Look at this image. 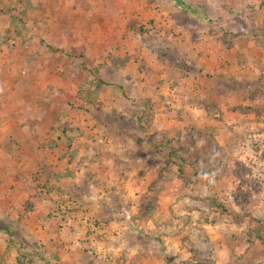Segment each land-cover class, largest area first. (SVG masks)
I'll return each instance as SVG.
<instances>
[{"label": "rangeland", "instance_id": "1", "mask_svg": "<svg viewBox=\"0 0 264 264\" xmlns=\"http://www.w3.org/2000/svg\"><path fill=\"white\" fill-rule=\"evenodd\" d=\"M0 2V152L8 108H73L76 116H49L72 131L68 142L86 137L93 147L64 143L56 155L82 156L79 167L102 162L94 173L77 170L79 195L48 202L45 225L19 227V237L0 226V264H264V0H239L229 30L220 11L205 18L200 48L143 16L122 36L146 42L140 54L113 47V32L82 0L77 35L57 40L56 51L44 47L61 19L53 2ZM89 34L109 45L104 54ZM74 121L90 122L93 136L72 129ZM178 157L207 160L191 168ZM210 197L250 217L223 214Z\"/></svg>", "mask_w": 264, "mask_h": 264}, {"label": "crops", "instance_id": "2", "mask_svg": "<svg viewBox=\"0 0 264 264\" xmlns=\"http://www.w3.org/2000/svg\"><path fill=\"white\" fill-rule=\"evenodd\" d=\"M43 1L53 2L54 9L52 15L53 17H55V19L59 17L61 18L57 22H55L54 26V32L57 35L55 36L54 34L52 38L56 39V41L46 40L44 42V47L56 51L62 49L60 48L62 47L60 46L61 42L62 44L69 43L71 39L78 33L77 24L75 23L74 25H72L74 17L78 18V0ZM82 1L84 2L85 6H89L88 10L93 9L94 14L100 15L102 17L104 21L102 22L103 24H105V26H100L103 28V30L106 32L108 30H110V32H113L114 37L112 41L115 40V43H113V47H125L129 44V47L137 49L140 54L143 52L142 49L144 47L145 50H148L149 45L146 42H142L141 40L138 41L139 39H135V37L131 36V38L130 36H128L129 38H122V36L127 32H135L134 27H136V23L138 21H144L143 16L153 19V24L157 29L158 27H161L162 31L160 32L165 33L164 36H167L169 30L172 33L182 32L183 34H185V38L188 40L192 48H200V46L206 44L205 36L200 35L204 32V27L206 24L205 18H211L212 14L215 11H220V17L222 16L224 20L228 21L227 23L229 25L227 28L228 30L231 29V27H233L232 23H234L230 20L232 18L231 15L233 14L231 13V10L236 6V3L239 0ZM226 2L229 3L228 6L226 5ZM4 4L6 5L5 1ZM222 9H224L225 11H223ZM175 16L184 17L186 22L183 20L179 21L178 18H175ZM161 17H165V25L158 24L159 22L157 21H160L159 19ZM111 18L113 19L111 20ZM116 19L120 21L119 27H117V21H115ZM200 19H203V22L199 21ZM105 21H110V25ZM42 29H44L43 26L41 28H38L39 31H41ZM97 30V26H91L88 31L95 32ZM97 32H99V30ZM93 35L94 34H89V36L87 37L88 41L86 42L95 45V48L93 49H100L104 54V50L107 49L109 45H105L104 42H100L101 38L96 39ZM57 40H60L61 42ZM234 43L235 47L233 48H236L237 42L235 41ZM177 47H179L178 43ZM231 50H233L232 47ZM143 55L146 56V54ZM150 55L153 60L157 57L156 53L154 52L150 53ZM205 55L206 54H203V57ZM141 78L142 77H140L138 81H141ZM7 112L11 114V118L8 125L9 127L7 126L5 130V133H7V138L5 137L6 140L5 143H3L4 150L0 152V170L6 173L3 176L0 175V226L5 227V229L9 227L10 231L14 235L19 237V227H41L42 225H45L44 222L45 216L47 215L46 212L50 209L48 202H51L52 200V202L57 201L58 203L57 195H79V178L75 176L78 174V169L82 174L87 170L91 173H94L95 171H100L102 169V166L100 165V163L102 162L94 163L91 160L88 161L87 159V162L83 164L82 167H79L78 160L82 159L80 158L82 156L77 155L73 159V156L71 157L68 154L67 157H64L62 153L56 155L57 152L55 148L62 149V147H64L65 145L64 143H72V147L74 148H76L79 144L80 146L87 145L93 147L92 145L94 144V141L91 139H87L86 137L82 140L74 141V143L73 141L68 142L66 139H64L65 133H72V131L63 129L61 121L60 124L59 122L54 123V118L51 119L49 116H60L63 114L69 115L70 117L74 115L76 116L77 112H75V109L8 108ZM18 112H20L22 116L20 119L19 116H16ZM45 116H47V118ZM66 121H72V118H69ZM89 123L90 122L85 123L84 129L81 128L82 124L78 125L74 121L72 122V129L76 131H83V133L84 131L91 132L89 136H93L92 131H94V129H91ZM61 132L63 136L61 135ZM5 147H7V149ZM88 156H90V154ZM96 164H98V166ZM66 172H69L68 175L66 174ZM51 194L54 195L51 196ZM62 199L64 198L62 197ZM26 201L33 203L32 206H34L35 202H37L38 204L37 208L35 207L32 210L28 208L29 210H31L28 211V214H26V212L22 213V211L26 207ZM19 204L21 206H19ZM35 211H37L39 214L42 213L40 214V216L42 215L43 217L38 219L33 218L32 213H34ZM44 213L45 216L43 215ZM13 229H15L14 232ZM25 236L26 238L24 237V239H26L27 242L33 241V236L29 234H26ZM10 237H8L9 240L7 238L8 242H10L12 239V237ZM61 250V247H59V254L60 252H63ZM3 253L5 252L2 251L1 254ZM5 256H8L7 252ZM0 258L5 259L4 256Z\"/></svg>", "mask_w": 264, "mask_h": 264}, {"label": "trees", "instance_id": "3", "mask_svg": "<svg viewBox=\"0 0 264 264\" xmlns=\"http://www.w3.org/2000/svg\"><path fill=\"white\" fill-rule=\"evenodd\" d=\"M0 4H1V2H0ZM1 10V9H0ZM1 11H3V10H1ZM58 49V48H57ZM260 109H257L256 110V112H258V113H256V114H261V107H259ZM263 108H264V106H263ZM262 111H264V109H262ZM220 152V150H217V153H219ZM216 152H215V154L214 153H212V154H210L208 157H207V159H211V158H213V156L215 157V155L217 154ZM207 159H205V158H202V160H189V159H185V158H183V157H178V158H175V163L179 166L180 164H185V165H187V166H189V167H191V168H194V167H196L198 164H200V163H202V161H204V162H206L205 160H207ZM209 201L211 202V204L212 205H214L215 206V208H218L219 210H220V212L221 213H223V214H227V215H232L233 216V218H241V217H243V216H245V217H250L249 216V214H243V215H234V214H231V212H229L227 209H226V207L224 206V204L223 203H220V202H218L214 197H210L209 198ZM251 219H253L252 217H251ZM259 223V222H258ZM261 226V223H259L258 224V227L256 228V229H259V227ZM260 240L262 241V243L264 244V238H262V237H260Z\"/></svg>", "mask_w": 264, "mask_h": 264}]
</instances>
